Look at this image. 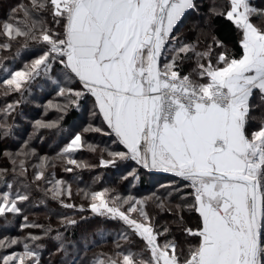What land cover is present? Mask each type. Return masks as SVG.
<instances>
[{
    "label": "snow or ice",
    "instance_id": "6c2138e0",
    "mask_svg": "<svg viewBox=\"0 0 264 264\" xmlns=\"http://www.w3.org/2000/svg\"><path fill=\"white\" fill-rule=\"evenodd\" d=\"M200 8L198 0H28L9 6L0 20V52L18 45L36 55L7 73L3 95L23 96L38 78L59 69L62 81L53 83L65 102L49 101L46 109L54 107L59 118L35 121L18 150L2 153L9 164L0 167V218L22 216L21 231L28 233L0 237V264H42L48 239L57 242L54 254L66 259L64 232L24 214L29 189L42 184L46 197L80 215L61 216L65 230L88 219L84 213L120 225L113 247L90 264H264V8L252 0H212L203 16ZM189 17L193 21L181 33ZM218 18L235 33L231 47L215 33ZM90 98V118L101 126L90 123L70 137L57 154L64 172L95 167L75 154L85 146L95 153L98 146L83 134L102 133L116 147L101 151L98 166L122 169L118 182L130 184L142 171L163 172L189 190L174 180L167 197L124 196L107 187L73 193L79 176L70 182L49 173L55 164L38 155L31 139L37 129L62 132L64 117ZM19 104L0 110V140L15 134L7 121ZM173 193L179 203H172ZM74 196L87 207L73 203ZM164 214L172 220L160 223ZM135 243L141 252L132 250Z\"/></svg>",
    "mask_w": 264,
    "mask_h": 264
},
{
    "label": "trees",
    "instance_id": "16d2710c",
    "mask_svg": "<svg viewBox=\"0 0 264 264\" xmlns=\"http://www.w3.org/2000/svg\"><path fill=\"white\" fill-rule=\"evenodd\" d=\"M17 3H28V0H1L0 1V20L4 19L5 14L9 8L10 5H15ZM198 3L200 4V12L203 16L207 13L210 4L212 3V0H198ZM215 3L217 5H222L224 3V0H215ZM252 3L259 7L264 8V0H252ZM193 17H189L185 23L184 26L180 28V32L184 33L187 31L188 26L192 23ZM215 26V33L219 37L225 40V42L231 47L235 43V33L232 30L231 26L224 21L223 19H216L214 21ZM191 35V34H189ZM203 47V45H202ZM19 49V50H18ZM30 52L29 55H27V58L30 59L36 55V52L34 49H24L18 45H14L11 51L8 52H0V74L3 72L4 67H6L9 64H12L17 61L18 57L26 52ZM16 67L19 66V63L15 65ZM21 67V66H20ZM188 67L190 65L186 66V71L188 70ZM59 69H57L55 72L51 74L50 77H41L38 78L36 81L39 83L41 80H45L47 82V78H52V76L57 75L58 76ZM59 77V76H58ZM5 78V77H4ZM62 78V76H61ZM3 78H0V82H2ZM53 79H49V83H53ZM45 84V83H44ZM37 89H39V92L41 94L40 88L35 85ZM73 87H76V85H73ZM36 90V89H35ZM35 90L33 92H35ZM25 92L24 94H26ZM54 92H48L43 90V94H39V103L40 106L42 104H45L47 100H61L58 102H65L62 97H55ZM13 95L17 94H10L8 98H12ZM31 100L28 101V104L30 105ZM24 102L20 101L19 106H23ZM17 108H20V107ZM92 105H91V99H89L87 104H84L79 109L71 110L61 121V127L65 128L67 126H72L73 123L76 121L77 123L80 122L82 127L86 124H92L96 126H101V120L100 119H91L90 118V111H91ZM30 110V109H29ZM55 108L48 109V111L41 117L40 115H36L34 120H52L53 115L57 112H55ZM55 112V113H54ZM60 116V113H59ZM59 118V117H58ZM32 127H29L28 130H32ZM37 129L36 134L31 139V146L32 147H40L42 150L48 148L46 152H50V160L55 164L54 168H49L47 171L49 173L54 174L55 177L59 178L63 173V179L72 181L74 176H79L81 179L79 180L78 184L73 183V186H77L80 188L90 187L93 190H101L105 187L107 188H116L117 192L121 195H134L138 198H146L151 197L153 194L167 197L169 188L168 186L171 185L174 180L177 183L178 187L182 188L184 193H186L189 189H185L183 184L179 183L178 178H174L173 175L170 174H164L160 172H152L147 173L146 171H142L140 178L138 180L132 181V183H123L118 182V177L121 174L122 169H114V168H104L100 167L99 165V159L101 155V151L106 148H114L116 147L113 145L112 140L104 134H94L95 132H88L86 134V143L93 144L95 146H98V150L95 153H92L88 150V148L85 146L79 152L76 153L75 158L81 159L82 161L85 160L86 164L94 165L95 167L88 169L83 168L80 169L79 175H76V173L67 174L63 170V164L61 161L57 158V154L60 152V144L58 146H55L51 149L46 144V138L49 137L47 134H53L56 135L59 133L55 129ZM105 130L106 126H105ZM61 133V132H60ZM22 137L27 138L29 136L26 132H23ZM88 135V136H87ZM108 138V140H107ZM8 149L6 140H0V167L4 161V157L2 153ZM45 150L43 151L45 153ZM38 152V151H37ZM105 158H107L105 156ZM37 159H32L31 163L36 162ZM9 163H5L4 166H7ZM32 168L29 167V175H31ZM84 174H92L91 177L85 178ZM5 179L11 180V175L7 176ZM3 185L0 184V190H2ZM44 188L45 186L42 184L39 188L33 187L29 189V195L31 197L30 201L23 205L24 207V214L28 216L30 222H36L39 224L44 225L45 227H51L53 229H59L61 232H64L65 238L71 240L73 243H78L79 247L77 250L73 252L72 257L69 259L68 254L69 250H71L72 246H69V250L67 248V257L64 258L63 254H54L55 246L57 244L56 241L52 239H48L43 241L45 244L44 249H42V262L44 264H70L72 261H76V264H90L94 256L101 252H108L112 247L113 243L112 240L115 237V234L120 230V225L116 224L111 221H105L100 217L93 216L90 213H84L85 216L88 217L86 220H82L79 224H77L73 228H69L65 230L63 226L59 223V218L61 216H75L76 219L80 220V215L77 212H74L73 210L62 208L56 201L51 200L50 198L46 197L44 194ZM73 193L76 192L77 189L72 188ZM183 194V193H181ZM179 195L176 193H173L172 196V203L176 204L179 203ZM73 203L79 205L81 203L85 204V207H87L86 201L82 199L80 196H74V199L72 201ZM153 212L154 209H150ZM192 221L194 222L195 218L191 217ZM172 216L170 214H164L159 217L160 223H164V221H171ZM91 221V225H87V222ZM23 217L22 216H9L7 222H5L4 219L0 218V237L5 236H12L15 238H23L25 235H27L28 230L21 231L20 225L23 223ZM98 227H96L98 224ZM92 231V233L96 232L93 237H90L87 235V240L82 241V233L84 231ZM115 230V231H113ZM34 233H38V230L32 229L31 230ZM100 234V235H99ZM103 238H102V235ZM52 235H55V232L52 233ZM181 242L183 243V238L178 237ZM72 244V243H71ZM185 248H187V245H184ZM13 249H9L11 251ZM14 250H21L19 248H15ZM133 251L135 252H141V245L139 243H135L133 248Z\"/></svg>",
    "mask_w": 264,
    "mask_h": 264
},
{
    "label": "rangeland",
    "instance_id": "374dc122",
    "mask_svg": "<svg viewBox=\"0 0 264 264\" xmlns=\"http://www.w3.org/2000/svg\"><path fill=\"white\" fill-rule=\"evenodd\" d=\"M29 54H30L29 51L26 52V54L25 53L21 54L18 57L16 62H14L12 64H9L6 67H4L3 72L0 74V78L6 77V75H7V73L9 71L20 70L21 68H23V65L26 62H29L33 58L32 57V58L28 59L27 55H29ZM17 62L19 63V66L16 67L15 65L17 64ZM58 76L54 75V76H52V78H47V82H45V80H41V82H39V83L37 81H35L30 86L29 91H27V93L24 94L23 96L17 94V95H13L12 98H8L9 95L8 96H4L2 89H0V110L4 109V107L7 104H11V103H13L15 101L24 102V105L23 106H19L20 108H17L16 112L13 113L12 116L7 121L8 124L13 125L14 133H15L13 136H11L8 139H6V143H7V147H8L7 150L13 151V152L18 150L22 146L23 141L29 137V136H27V138H24V137H22L21 134L23 132H26L28 135L33 133V129L32 130H28V128L29 127L33 128L35 121H37V120H34L35 119L34 117L36 115H40L42 117L48 111V109L50 110V109L54 108V107H49V108L46 109V105L48 104L49 100H47L45 104H42V106H40V103L38 101V99L40 97L39 96L40 92H39V89L35 88L36 87L35 85H37L40 88L41 94H43V90H44V91H48V92H54L55 95H57L56 94V87L57 86H56L55 83H49V79H53V80H50L52 82L54 80H61L62 81L60 73H58ZM34 90H35V92H33ZM55 97H58V96H55ZM29 100H31L30 105L28 104ZM50 101L52 102L53 105H55V104H63L64 103V102H58V101H61V100H55V101L54 100H50ZM58 117H59V112H56L53 115V117H52L53 119L52 120H45V121H55V120L58 119ZM2 118H3V112L0 111V119H2ZM39 120H42V119H39ZM88 125L89 124H86L85 126L82 127L80 122L77 123L75 121L72 126H67L65 128L62 127L63 131L61 133L59 132L56 135L47 134V136H49V137L46 138V143H47L46 145L47 146L49 145L48 147L49 148L51 147V149H52L53 147L58 146L60 144L61 146H60L59 149L61 150L63 148V146L68 142V140L70 139V137L74 133L82 131V129L87 127ZM93 127H99V126L93 125ZM40 130H42V129H40ZM106 131L107 130H105V132ZM87 133L83 134L84 140L86 139V134ZM35 134H36V132H35ZM94 134H96V133H94ZM98 134H101V133H97V135ZM107 140H108V138H107ZM44 148L46 150L48 149L46 147H44ZM34 149L36 150V152L38 151L37 153H38L39 156H47L50 159V156H51L50 152H46V150L44 149L45 150V153H44L43 152L44 150H42L40 147H35ZM76 159L78 161H82L81 159H78V158H76ZM82 162L86 163L85 160H83ZM5 163H9V162L4 159L1 167H4ZM36 163H39V161L37 160L36 162H34L32 164H36ZM79 172H80V169H75L74 170V174L76 173V175H79ZM63 176H64V173L59 178H63ZM84 176H85V178H89V177L92 176V174H84ZM72 188L77 189V186H73L72 185ZM124 196H127V195H124ZM87 225H91L92 226V222L88 221ZM99 225H101L100 222H99V224L96 227H98ZM113 231H115V230H113ZM95 234H96V232L92 233V231H90V230L89 231H84L82 233V239H83L82 241H86L87 240V235H89L90 237H93V235H95ZM5 237H12V236H5ZM66 242H67L68 250L70 249L69 246H72V248H71V250H69V254H68V256H70L68 258L70 259L72 257V255H73V252L78 249L79 244L78 243H73L69 239H66ZM67 253H68V251H67ZM42 264H44V263L42 262Z\"/></svg>",
    "mask_w": 264,
    "mask_h": 264
},
{
    "label": "water",
    "instance_id": "95a60500",
    "mask_svg": "<svg viewBox=\"0 0 264 264\" xmlns=\"http://www.w3.org/2000/svg\"><path fill=\"white\" fill-rule=\"evenodd\" d=\"M160 173H163V172H160ZM164 174H170V175H173V174H171V173H164Z\"/></svg>",
    "mask_w": 264,
    "mask_h": 264
},
{
    "label": "crops",
    "instance_id": "0c3cea01",
    "mask_svg": "<svg viewBox=\"0 0 264 264\" xmlns=\"http://www.w3.org/2000/svg\"><path fill=\"white\" fill-rule=\"evenodd\" d=\"M91 99V98H90ZM91 105H92V102H91Z\"/></svg>",
    "mask_w": 264,
    "mask_h": 264
}]
</instances>
